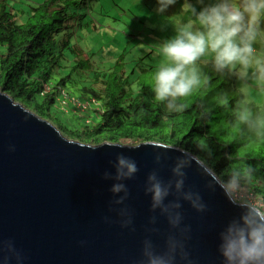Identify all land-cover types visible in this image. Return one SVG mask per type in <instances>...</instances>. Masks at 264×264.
<instances>
[{
	"label": "water",
	"instance_id": "1",
	"mask_svg": "<svg viewBox=\"0 0 264 264\" xmlns=\"http://www.w3.org/2000/svg\"><path fill=\"white\" fill-rule=\"evenodd\" d=\"M0 264H264V217L178 147L70 140L0 91Z\"/></svg>",
	"mask_w": 264,
	"mask_h": 264
},
{
	"label": "trees",
	"instance_id": "2",
	"mask_svg": "<svg viewBox=\"0 0 264 264\" xmlns=\"http://www.w3.org/2000/svg\"><path fill=\"white\" fill-rule=\"evenodd\" d=\"M92 1L41 0L17 12L24 16L22 22L7 9L8 0H0V91L70 140L178 147L200 160L226 188L248 184L264 209V100L248 103L241 80L215 61L191 60L189 53L205 47L186 58L174 52L182 59L173 67L149 63L151 52L127 61L128 50H121L100 71L86 51L71 44L72 31H67ZM67 60L71 65L59 77ZM84 82L88 88L76 95L73 91ZM67 88L97 104L75 109V114L89 111L94 120L91 126L82 122L86 129L69 130L57 118L56 94Z\"/></svg>",
	"mask_w": 264,
	"mask_h": 264
},
{
	"label": "rangeland",
	"instance_id": "3",
	"mask_svg": "<svg viewBox=\"0 0 264 264\" xmlns=\"http://www.w3.org/2000/svg\"><path fill=\"white\" fill-rule=\"evenodd\" d=\"M40 1L8 0L7 9L23 22L24 16L17 12ZM78 12L83 17L71 22L67 30L72 31L70 42L86 51V56L102 72L112 63V54L121 50H128L127 61L151 52L149 63L173 67L182 59L174 52L179 50L177 55L186 58L188 52L205 47L189 53L193 57L191 60L207 58L215 61L229 70L235 79L241 80L243 92L252 89V94L244 95L248 103L260 105L264 100V0H94ZM213 26L204 41L200 39L202 33ZM196 29L200 31L199 35ZM59 36L55 37L57 41ZM65 52L64 55L69 57V52ZM70 65L67 60L58 76H63ZM87 84L84 82L78 87L81 89L76 88L73 92L78 95L82 87L88 88L84 86ZM68 90L71 89H62L56 94L55 112L59 122L69 130L82 129V122H90L88 126L94 124L89 111L80 109L75 114L76 107L85 105L91 98H80ZM77 99L78 105L74 103ZM62 111L65 114H61ZM236 185L252 189L248 184L228 186L231 198L243 203L242 200L246 201L243 187ZM254 200L259 202L256 197ZM246 204L264 217L262 207L251 201Z\"/></svg>",
	"mask_w": 264,
	"mask_h": 264
},
{
	"label": "built area",
	"instance_id": "4",
	"mask_svg": "<svg viewBox=\"0 0 264 264\" xmlns=\"http://www.w3.org/2000/svg\"><path fill=\"white\" fill-rule=\"evenodd\" d=\"M47 90H48V88H47V87H44V92L47 91ZM72 102H73V101H72ZM74 103H75V102H74ZM75 104L78 105L79 103H75ZM95 105L97 106V104L95 103V101L91 99V100H87V101H86V104H85L84 106L90 108V107H93V106H95ZM78 106H82V104H80V105H78ZM241 186L243 187L242 190H243L244 193H245V194H244V198L246 199V201H243V200H242V202H250V201H251V202H253L254 204H257L258 207H262V205H261L257 200H256V201L254 200L255 197L253 196V192L250 191V190H248V189L246 188L245 185H239V186L236 185V187H238V188L241 187ZM236 187H235V188H236ZM238 188H236V189H238ZM249 200H250V201H249ZM259 205H260V206H259Z\"/></svg>",
	"mask_w": 264,
	"mask_h": 264
},
{
	"label": "clouds",
	"instance_id": "5",
	"mask_svg": "<svg viewBox=\"0 0 264 264\" xmlns=\"http://www.w3.org/2000/svg\"><path fill=\"white\" fill-rule=\"evenodd\" d=\"M248 93L249 94V90L247 89L246 91H244V93ZM89 100H91V99H89ZM93 100V99H92ZM227 189V188H226ZM243 203H246V202H243Z\"/></svg>",
	"mask_w": 264,
	"mask_h": 264
}]
</instances>
